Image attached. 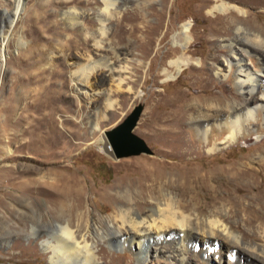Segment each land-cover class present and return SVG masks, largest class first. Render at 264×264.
<instances>
[{
  "label": "rangeland",
  "instance_id": "374dc122",
  "mask_svg": "<svg viewBox=\"0 0 264 264\" xmlns=\"http://www.w3.org/2000/svg\"><path fill=\"white\" fill-rule=\"evenodd\" d=\"M16 2L0 0V264H50L42 253L39 241L46 237L44 232H53L67 219L74 220L67 210L51 211L53 197L35 198L33 185L30 186L27 180L42 176V180H47V170H59L63 175H76L82 179L87 191L80 211H89L92 217L100 215L105 218L109 213L103 204L100 207L93 204L95 195L88 193L89 189L99 188H108V192L120 203L124 202L121 197H134L136 190L142 192L141 201L146 203V207L143 206L140 212L147 215L151 199H161L159 189L168 186L167 179L161 174L160 180L150 190H143L137 183L135 186L130 184L138 178V174L129 171L134 166L158 168L172 175L191 172L194 168L206 174L242 161L243 157L254 158L258 154L255 144L264 139V130L259 139L251 142L238 140L237 144L215 152L209 153L196 144L195 153L183 156L173 148L162 147V139L156 137L153 128L179 99L192 102L200 95L210 98L221 94L224 100H233L231 97L237 95L235 89L229 81L221 82L214 75L213 64L218 65L224 60L222 40L227 37V32L231 36L235 34L232 21L247 24L238 15L210 13V9L223 2L226 7L247 10L253 22L264 29V7H247L242 5L243 0H118L115 10L112 9V14L116 16L109 24V42L111 46L126 48L131 70L128 85L132 87V92L113 95L115 105L106 110L102 99L95 94V89L98 92L105 86L102 74L97 73L93 85H87L86 96L72 90L69 63L74 60L79 63L78 66L84 65L76 53L92 52L93 41L85 39L78 28L69 27L62 19L65 11L77 7L82 12V24L89 22V25L86 24L89 30L96 31L98 23L95 15L98 9L104 8L102 1L22 0L21 8L15 14ZM159 21L161 26L155 30L151 51L145 56L144 45L137 42L145 38V31ZM119 22L125 30H130L132 25L138 28L132 36L125 34V42L115 36ZM184 25L189 26L185 35L189 46L182 48L177 39L185 29ZM183 54L190 58L189 62H179L175 71H170L172 75L163 76L161 70L164 66L166 68V63ZM199 64L208 70L210 83L205 90L193 73V68ZM136 106H140V110L132 132L143 141L147 152L115 158L108 154L110 149L104 132L122 122ZM93 117L97 121V129H93ZM55 133L61 136L56 155L45 158L43 150L48 143H55ZM260 176L255 180V187L264 191V170ZM118 182L121 184L115 187ZM151 184L147 182L146 186ZM23 185L28 186L25 188ZM46 189L55 192L52 188ZM88 199L92 201L91 205ZM247 204L248 200L244 199V205ZM243 214L239 219L245 217ZM248 214L253 218L257 214L264 215V211L256 206ZM31 226H36L41 234L30 235L26 229ZM238 226L239 232L250 235L242 222H238ZM109 229H104V233L97 234L96 238L90 237L94 242L97 240V258L94 263L88 264H138L133 247L116 241V231L111 227ZM241 246L246 251H252ZM192 247L193 238L189 237L185 264H207L204 255ZM151 248L152 241L149 240L142 250L149 253ZM256 255L264 258L258 253ZM148 262L168 264L169 259L157 255L150 257ZM213 263V260L209 261V264Z\"/></svg>",
  "mask_w": 264,
  "mask_h": 264
},
{
  "label": "bare ground",
  "instance_id": "6f19581e",
  "mask_svg": "<svg viewBox=\"0 0 264 264\" xmlns=\"http://www.w3.org/2000/svg\"><path fill=\"white\" fill-rule=\"evenodd\" d=\"M101 1L104 8L98 9L97 15L94 14L98 23L96 31L89 30L87 26L89 22L84 21L82 24V12L80 13L77 7L65 11L62 19L69 27L78 28L85 39L93 41L92 52L85 50V52L77 51L76 53L79 60L85 63L84 65L80 67L74 60L69 63L72 90H78L86 96L87 85H93L97 73L102 74L105 86L98 92L95 89V94L97 98L102 99L104 108L107 110L113 107V95L120 92H132V87L128 85L131 70L126 48L111 46L109 42V24L116 16L112 14V9L115 10L118 0ZM22 3V0H17L15 14L20 10ZM243 3L242 5L247 7L249 5L264 7V0H243ZM212 12L238 15L247 24L246 26L244 23L232 21V25H235V34L231 36L227 32V37L222 40L224 60L218 65L213 64L214 75L221 82L229 81L237 95L230 96L233 100H224L221 94H215L210 98L200 95L192 102L176 99L177 101L171 107L172 110L162 115V119L157 120L152 131L156 137L162 139V147L173 148L183 156L195 153L196 144L200 149L205 148L210 153L237 144L238 140L251 142L259 139L264 130V29L253 22L247 10L226 7L223 2L216 3L210 9V13ZM160 26V21L156 26H145V28L150 27L145 31L146 37L137 42L141 46L144 45L143 55L147 56L150 53L153 34ZM184 28L177 39L181 42L182 48L189 46V39H185L189 26L184 25ZM117 29L118 33L115 36L121 42H125L126 35L132 36L138 30L133 25L130 30H125L122 22L118 23ZM1 38L4 40V37ZM103 43L109 46L106 47ZM185 55L166 63V68L164 66L161 70L162 75H172L170 71H175L179 62L187 64L190 58L184 57ZM52 57L53 55L50 61ZM196 66L193 68V73L199 79L198 83H202V89L205 90L210 83L208 70L200 64ZM92 123L93 129H97L98 124L94 121V117ZM58 133L54 135L57 139L53 140L55 143H48V146L44 148L43 157H55V151L61 141ZM107 143L110 149L108 154L114 157L108 140ZM255 145L258 154L254 158L243 157L242 161L224 168L219 167L206 174L195 170L194 167L195 171H182L172 175L171 172L167 173L158 168L156 170L147 168L146 165L145 168L132 166L133 169L129 171L138 174V178L136 182L134 179L129 183L134 186L137 183L143 190H150L151 186L160 180L161 174L162 178L167 179L168 186L159 189L161 199H151L147 215L140 212L146 203L141 201L142 192L137 190L134 197L127 199L121 197L124 202L120 203L108 192V188L89 189L88 193L95 195L93 204H98L99 207L103 204L106 211H109L105 218L100 215L92 217L89 211H80L84 205L82 200L87 190L83 187L85 183L78 176L71 177L63 175L59 170H47V176H49L47 180H42L43 176L29 182L27 180L30 186L33 185L32 191L36 199L40 196L53 197L51 211L57 213V211L67 210L74 216L73 221L65 219L66 221L59 224L53 232H44L46 237L39 241L44 257L50 264H76L80 261L82 264L94 263L97 258L95 249L97 240L94 242L90 237L96 238L97 234L104 229L109 231L111 227L116 231L114 236L117 238L116 241L127 244L129 248L133 247L138 257V264H150L148 259L157 255L169 259L168 264H185L188 260L185 251H187L189 237L193 238L192 248L204 255L207 264L210 260L214 261L213 264H264V258L256 255L258 253L264 256V215L257 214L252 218L248 214L256 206L264 211V191L255 187L256 178L264 170V139ZM120 182L115 184V187L119 186ZM147 182L152 184L146 186ZM46 188H52L55 192ZM244 199L248 200L247 205H244ZM88 203L91 205L92 201L88 199ZM241 213H244L245 217L239 219ZM238 222L244 224L250 232L249 236L239 232ZM36 226L28 227L26 231L30 232V235H40L41 232L36 230ZM149 240L152 241V248L148 253L142 249ZM241 245L252 251L242 249ZM105 253L103 251L104 255Z\"/></svg>",
  "mask_w": 264,
  "mask_h": 264
},
{
  "label": "water",
  "instance_id": "95a60500",
  "mask_svg": "<svg viewBox=\"0 0 264 264\" xmlns=\"http://www.w3.org/2000/svg\"><path fill=\"white\" fill-rule=\"evenodd\" d=\"M139 110L136 106L122 122L104 132L115 158L147 152L143 141L132 132Z\"/></svg>",
  "mask_w": 264,
  "mask_h": 264
}]
</instances>
